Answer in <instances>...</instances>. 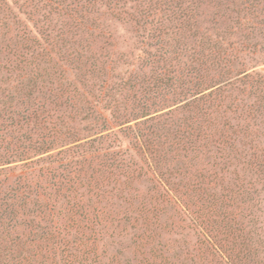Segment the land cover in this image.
Masks as SVG:
<instances>
[{
    "label": "trees",
    "instance_id": "1",
    "mask_svg": "<svg viewBox=\"0 0 264 264\" xmlns=\"http://www.w3.org/2000/svg\"><path fill=\"white\" fill-rule=\"evenodd\" d=\"M0 36V264H264V0H0Z\"/></svg>",
    "mask_w": 264,
    "mask_h": 264
},
{
    "label": "rangeland",
    "instance_id": "2",
    "mask_svg": "<svg viewBox=\"0 0 264 264\" xmlns=\"http://www.w3.org/2000/svg\"><path fill=\"white\" fill-rule=\"evenodd\" d=\"M108 18L109 17L106 16L105 19ZM108 23H106V26ZM108 25H110L109 29L113 35V41L118 52H127L129 54L131 51L134 52L136 49L140 48L137 47L138 40H135L134 34H132L128 29H125L124 27L119 26V24L113 22L109 23ZM106 43L108 42L106 41ZM133 47H135L136 49L133 50ZM256 57L257 58L254 59L256 62V70H264V53ZM131 59L132 58H128V61H131ZM251 137L253 140L256 141L253 144L259 146L260 149L264 150V125L262 127L257 128V130L253 132ZM249 140H244V142H249ZM121 142L122 147H128L127 141L125 139H122ZM256 153L263 154L259 151H256ZM20 173V166L18 164L0 168V180H7V182L10 183ZM239 175L241 176L240 179L243 180V183L245 184V189L249 193L251 199L249 210L252 213L253 217L252 223L251 219L249 222V224L251 223V226H248V229L251 231L250 237L253 238L254 241H256L255 239H259V250L261 252V258L264 259V167L258 169V171L256 168H252V170L247 171V174ZM187 225L188 223H184V227H187ZM248 229L247 231H249ZM182 233L183 235H185L190 245L195 241V236L189 228H184L182 230Z\"/></svg>",
    "mask_w": 264,
    "mask_h": 264
}]
</instances>
